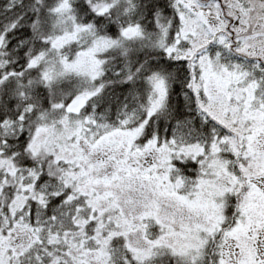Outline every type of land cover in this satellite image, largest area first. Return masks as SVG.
Returning a JSON list of instances; mask_svg holds the SVG:
<instances>
[{"label":"snow or ice","instance_id":"6c2138e0","mask_svg":"<svg viewBox=\"0 0 264 264\" xmlns=\"http://www.w3.org/2000/svg\"><path fill=\"white\" fill-rule=\"evenodd\" d=\"M0 264H264V0H0Z\"/></svg>","mask_w":264,"mask_h":264}]
</instances>
